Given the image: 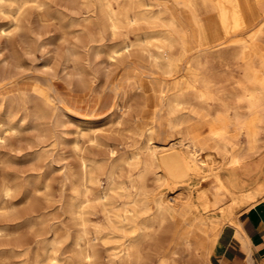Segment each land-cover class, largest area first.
<instances>
[{
	"label": "bare ground",
	"instance_id": "bare-ground-1",
	"mask_svg": "<svg viewBox=\"0 0 264 264\" xmlns=\"http://www.w3.org/2000/svg\"><path fill=\"white\" fill-rule=\"evenodd\" d=\"M23 1L0 0V6ZM81 2L88 14L98 11L103 28L117 38L105 50L109 61L124 58L129 63L128 57L134 55L154 68L139 72L150 79L160 77V105L149 109L146 88L133 87L132 79L127 87L121 86L119 74L102 88L112 90L114 99L101 118L77 113L51 82H45V93L21 91L40 99V111L59 107L77 114L73 118L79 132L91 134L92 145L106 148L103 155L87 154L74 141L78 165L63 173L59 196L76 230L74 235L55 230L35 249L33 264H136L142 260L173 264L176 255L184 258L183 264H211L209 256L219 230L225 224L238 227V211L264 198V45L256 38L264 29V0ZM170 3L188 12L191 25L181 24ZM128 88L138 96L137 108L127 120L130 133L108 140L97 130L106 124L123 125ZM119 106L117 115L113 108ZM192 111L204 114L189 124L185 116ZM161 112L165 130L171 136L179 134L166 143L155 140L154 122ZM145 117L153 123L134 151L130 147L138 134L134 122ZM18 126L9 118L0 129L16 131ZM43 186L48 187V182ZM18 190V184L10 180L2 183L1 209L9 203L14 210L30 197L15 194ZM175 226L182 242L164 253ZM19 246L17 255H22L25 245Z\"/></svg>",
	"mask_w": 264,
	"mask_h": 264
},
{
	"label": "rangeland",
	"instance_id": "rangeland-1",
	"mask_svg": "<svg viewBox=\"0 0 264 264\" xmlns=\"http://www.w3.org/2000/svg\"><path fill=\"white\" fill-rule=\"evenodd\" d=\"M169 7L182 25H191L186 10L178 9L172 3ZM256 36L264 45V29ZM113 40L117 38L103 28L99 12L88 14L81 0H25L20 4L4 2L0 6V126L9 118L19 124L16 131L3 132L0 129L3 136L0 141V187L4 181L10 180L19 186L15 194L21 192L30 196L14 210L9 203L7 209L0 208V228L5 230L0 231V264H33L35 249L55 230L61 235L65 232L74 235L76 227L59 196L63 173L67 168L76 169L78 165L74 141L77 140L79 148L87 154L103 155L106 149L102 145H92L91 134L79 132L77 114L65 113L59 107L40 111V99L23 95L21 91L45 93V82H51L60 97L77 113L101 118L110 111L114 99L112 90L102 88L119 74L121 86L127 87L129 79L133 80V87L143 85L149 99L147 107H159L160 77L150 79L139 72L142 69L149 73L154 68L134 55L128 57L131 63H126L124 58L109 61L105 50ZM97 49L101 50L100 53L96 52ZM135 92L128 88L125 100L128 109L123 125H103L97 130L98 134L115 140L130 133L127 120L137 108ZM119 108L114 107L113 113L118 115ZM203 114L202 111H192L190 116H185L186 122L194 123L197 116ZM160 115L158 122H154L161 128L160 133L156 131L155 140L166 143L179 134L174 132L170 136L164 131L166 119L163 112ZM149 123L153 120L146 117L134 122L138 131L130 143L134 151L141 145ZM201 144L206 147V143ZM45 182L48 187L43 186ZM64 187L66 193L67 186ZM178 231L179 226H175V234L171 233L164 253L181 244ZM145 241L149 243L148 239ZM19 245H25L23 256L17 255L22 248ZM183 260L176 255V261L172 263L183 264ZM136 264H146V261H137Z\"/></svg>",
	"mask_w": 264,
	"mask_h": 264
},
{
	"label": "crops",
	"instance_id": "crops-1",
	"mask_svg": "<svg viewBox=\"0 0 264 264\" xmlns=\"http://www.w3.org/2000/svg\"><path fill=\"white\" fill-rule=\"evenodd\" d=\"M157 128L160 133V126ZM221 175L224 178V173ZM236 175L240 179L239 172ZM236 220L238 227L225 224L219 230L210 252V263L264 264V198L238 211Z\"/></svg>",
	"mask_w": 264,
	"mask_h": 264
}]
</instances>
